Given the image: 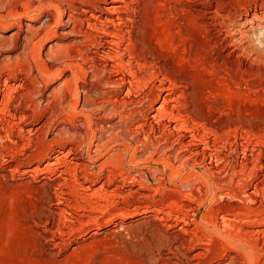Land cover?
Instances as JSON below:
<instances>
[{
    "label": "bare ground",
    "instance_id": "1",
    "mask_svg": "<svg viewBox=\"0 0 264 264\" xmlns=\"http://www.w3.org/2000/svg\"><path fill=\"white\" fill-rule=\"evenodd\" d=\"M74 2L79 5H74ZM60 3L62 2L58 4ZM67 6V22L73 25L74 35L79 38L75 47L68 51V70L71 73L68 78V94L78 92L79 95L80 82L87 86V90L101 89L102 95L95 104L96 110L101 111L100 120L127 127L124 135L117 137L118 146L122 148L117 154L120 163L122 161L121 164H127L125 162L131 161L133 164L144 165L162 162L165 169L160 172V180L164 181L171 178V175L176 178L178 165L176 167L172 161L175 158V162L185 169H191L198 178L205 177L215 181L218 189L225 190L221 194L222 200L232 199L233 202H238L234 205L225 200L219 208L217 206L216 214L219 217L221 215V219L229 221L234 218L243 223L237 228L242 231L240 235L255 239L264 234V216L261 217L264 211V174L253 172L257 167L260 172H264V162L262 157H255V150L250 148V139L258 133L255 127L260 125L264 129V107H260L255 98L249 97L255 87L245 83L249 80H246L245 72H241L240 63V58L245 53L244 43L248 39L244 30L248 25H251L249 29L254 24L259 26L264 17L259 19L253 16L251 22L247 18L245 22H231L230 16L222 13L223 6L219 0H70ZM43 8L49 18L45 26L33 31L32 36L36 39L35 46L38 49L53 38V28L62 21V10L55 2L44 3ZM92 49L95 51L91 52ZM213 52L217 55L214 56ZM50 55L52 61L63 59L56 53ZM39 56L36 71L43 81L62 73L60 68L47 64L42 54ZM199 58H202V64L200 60L198 63ZM9 72L20 83L17 88L16 85L10 87L8 83L11 77L0 82V240L6 239L4 232L8 229V219L17 215L14 218L20 222L18 227L16 224L17 230L22 229L25 234L23 237L19 235L20 232L18 236L29 239L31 245H28L32 250L39 256L44 255L45 260H50L65 235L60 227H56L55 216L57 210L65 212L61 210L62 206H68V191L64 186L68 185L72 168L82 165L76 163L80 147L55 149L60 143H67L59 140L49 142L46 139L34 141L40 130L37 129L34 133L33 130L25 129V126L30 120L33 121L38 109L41 111L43 101L41 104L33 102V108L36 106L34 110L29 105H22L21 101L17 103L13 91L16 94L22 89L29 77L26 74V79H20L18 74ZM243 84H246L248 91L242 89ZM25 92L33 95L35 90L27 88ZM52 104L51 101L47 102V109L42 110L44 114L50 109V116L57 113L55 110L59 106L53 110ZM107 112L110 115L106 116ZM136 117H140L139 120ZM45 122H48L47 119ZM92 125L91 118L88 123L90 133L93 132ZM44 127L40 128L41 131L45 130ZM232 132H246L244 134L248 135V142L245 146L229 140L235 136ZM228 147L233 148L232 153L241 154L243 158L236 160L235 185L227 186L229 189H226L217 178L220 164L226 160ZM91 148L90 144V151ZM96 148L99 150L100 147ZM158 149L165 151L159 161L155 158ZM142 152L146 153L144 158L139 156ZM178 175L177 173V177ZM175 178L174 180L177 179ZM252 178L259 181L251 183L250 189L248 185ZM184 179L186 178L183 181ZM24 195L33 200L31 209H26V212L20 205ZM15 206L19 207V212H16ZM189 208L188 212H181L183 218L186 220L193 217L196 221L199 212L191 206ZM211 213L213 216V212ZM157 214L160 215L158 212ZM150 216L145 212L140 217H134V222L140 221L141 217L147 220ZM161 219L164 230L167 228L171 231L167 235L171 239L178 232L187 235L194 231L190 230V224L184 219ZM21 220L32 222L36 231L32 225L23 226ZM199 225L196 222L194 224L195 227Z\"/></svg>",
    "mask_w": 264,
    "mask_h": 264
},
{
    "label": "rangeland",
    "instance_id": "2",
    "mask_svg": "<svg viewBox=\"0 0 264 264\" xmlns=\"http://www.w3.org/2000/svg\"><path fill=\"white\" fill-rule=\"evenodd\" d=\"M48 1L50 3L55 2L61 8L62 21L53 28L55 32L53 38L47 40L45 45L38 49L35 46L36 39L32 37L34 35L33 31L46 25L49 17H47L48 14L44 13L46 9L43 8V4H47ZM68 1L0 0V82H4L6 78L11 77L12 79L8 84L10 87L16 85L17 88L20 82L10 74L9 70L12 73L14 72V74H18L20 79H26L25 75L27 74L29 78L25 81L24 87L18 90L20 94L18 91L15 94L12 90L14 98L17 103L21 101L22 105H29L28 107L31 109L34 107L33 102L41 104L43 101V106L40 105L41 111L38 109L39 113L37 112L33 121L30 120L26 124L25 129L33 130L34 133L37 129L40 130L38 137L34 139L35 142L39 139H46L49 142L59 140L67 143L66 145L60 143L55 149L67 150L72 146L80 147V149L77 147L79 150L77 157L79 163H76L77 165H83H81L82 168H80L81 166L72 168L74 164L71 166L72 172L70 173L71 175L69 174L68 185H66L67 187L64 186V189L68 191V206H62L61 210L65 212L57 210L55 218L56 227H60L59 229H62L65 235L64 237L63 235L61 236L63 240L55 248L52 259L45 260L44 255L39 256L29 246L31 245L29 239L26 238V241L25 238L21 237H25V234L22 229L18 228L17 230L20 222L18 221L19 219H14L17 218V215H15L16 217L14 216L13 218L11 216L8 219L10 223L7 222L8 226H6L8 229L4 232L6 239L2 238L0 240V250L3 248L0 251V264H264V234L257 236L256 240L252 237L244 236V234L240 235L242 231L237 228L244 225L243 223L235 221L234 218L226 221L221 219V215L219 217L216 214L217 206L219 208L225 203V200L231 203L233 200H222L221 194L225 190L218 189L215 181L212 182L211 179L205 177L198 178V175L193 173L191 169H185L180 166V163L175 162V158H172V161L176 164V167L178 165L180 168L178 169L177 167L176 169L179 175L177 177L176 173L177 179L174 177L175 175H171V178H167L164 181L160 180L162 179L161 173L165 169L162 162H159L160 164L155 162L144 163V165L138 164L139 166L131 161L125 162L127 164H121L122 161L120 163L117 154L120 153L122 148L118 146L117 142L119 141L117 140L119 139L117 137L124 135L127 127L119 124L115 125L111 122L105 123L100 120L101 111L96 110L95 104L100 100L101 89L87 90V86L80 82L79 95L78 92L77 94L74 92L76 95L74 93L72 95L68 94V78L71 74L70 70H68V51L72 50L79 41V38L74 35L73 25L67 22ZM219 1L223 6L222 13L229 15L231 22H245V18H247L248 22H251L253 16H257L259 19L264 17V0ZM59 2L62 3L58 4ZM74 5L79 4L74 2ZM260 23L259 26L254 24L253 29H249L251 25L247 24L244 34L248 39L244 43L245 53L240 58V63H242L241 72H245L244 76L247 75L245 78L249 80L245 81V83H248V86L253 85L255 87L249 97L255 98V101H259V106L264 107V20ZM51 53H56L63 59L52 61V59L50 60ZM215 53L213 52L214 56L217 55ZM41 54L47 64L60 68L62 73L45 81L39 78L36 65L39 63V55ZM199 60L200 64H202V58L198 59V63ZM201 67L202 65L199 68ZM16 69L17 71H14ZM87 82L89 83V81ZM27 88L32 89V91L35 90L33 95H31L32 93L27 94V91V93L25 92ZM242 89L248 91L246 84L245 86L243 84ZM54 98L58 99L55 100ZM49 101L53 102V110L59 106L56 109L57 111L55 110L57 113L54 116H50L52 114L51 109L46 114L42 111L47 109L48 105L46 104ZM77 102L78 106H76ZM73 104L76 107H73ZM34 109H36V106L32 110ZM108 115L110 113L106 116ZM91 118L93 121V132L90 133L88 123ZM139 118L136 117L137 120ZM46 119L48 122H45ZM48 119L54 120L50 121ZM43 127L45 130L41 131L40 128ZM260 129H263L260 125L255 127L258 132L256 134L258 138L256 135L255 137L252 136L250 148L255 150L254 156L262 157L261 160L264 162V138H262L264 137V129L262 131ZM234 133L232 132V135ZM244 133L246 132H237L229 140L232 143H243L242 145L245 146L248 142V135ZM241 134L246 137L241 139ZM26 137L30 136L26 135ZM92 137L95 138L93 139ZM261 139L263 140L262 142ZM90 144L92 147L91 151L89 150ZM96 146L100 147L99 150ZM95 150L99 152L95 153ZM232 151V147L227 148L226 160L224 159V162L220 164L222 170L220 169L217 178L226 189H229L227 186L235 185L233 181L236 180V160L243 158V155L232 153ZM240 151H242V148H240ZM164 152V149H158L157 153H155L157 161L161 160ZM145 155L146 153L144 152L139 154L141 158H144ZM250 166L252 169L253 163ZM74 170H76V174H74ZM254 170V174H264V172H260L258 167ZM180 171L181 174L179 173ZM198 171L201 170L198 169ZM191 172L193 175H191ZM72 174L79 176L74 177ZM158 176L161 178H158ZM189 177L190 179L188 180L187 178ZM183 178H186L184 179L185 181H183ZM186 180L189 183L188 181L186 183ZM255 181L258 182L259 180L252 178L248 188L251 189L250 184L256 183ZM213 192H215V195ZM24 196L21 201L23 205H20L22 210L26 212V209H31L33 200L27 195ZM29 202L31 203L29 204ZM237 203L233 202L234 205H237ZM189 206L199 212L196 221L193 217L186 220L183 218L184 216L181 212H188L190 210ZM15 208L17 212L19 207L15 206ZM179 208L182 210L180 211ZM145 212L151 215L148 218L149 220L141 217L140 221L134 222V217H140ZM211 212H213V216H211ZM262 213L261 217L264 216V211ZM160 217L171 218L172 220L173 218L174 220L177 218L184 219L185 222L187 221L186 223L190 224V230L194 231L187 235L178 232L171 239L167 236L171 231H168L167 228L164 230ZM159 219H161L160 222ZM195 222L200 223L199 227L194 226ZM210 223L213 224L211 225ZM21 224L23 226H34L30 221L26 223V220H21ZM231 224H234L233 228ZM159 226L162 227L160 228ZM59 229H57V233H59ZM33 230L36 231L35 226ZM7 231L10 236H8ZM159 233L160 235L162 234V237ZM18 234L21 236L19 237ZM216 235L217 238H215ZM164 237L165 239L163 240ZM166 238H169V240H166ZM236 238L240 239L237 240ZM32 239L30 241L34 243L35 241ZM5 248H7L6 251Z\"/></svg>",
    "mask_w": 264,
    "mask_h": 264
}]
</instances>
